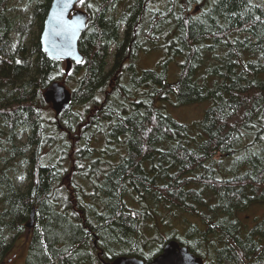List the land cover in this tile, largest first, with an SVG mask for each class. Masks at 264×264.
Returning <instances> with one entry per match:
<instances>
[{
    "label": "trees",
    "instance_id": "16d2710c",
    "mask_svg": "<svg viewBox=\"0 0 264 264\" xmlns=\"http://www.w3.org/2000/svg\"><path fill=\"white\" fill-rule=\"evenodd\" d=\"M12 1L0 0V263L33 211L25 264H147L163 245L142 228L161 209L198 219L167 241L204 264H264V217L240 218L264 204V0L77 3L89 18L67 73L39 42L51 0H24L30 39ZM155 49L162 60L141 69ZM55 81L71 100L51 118ZM171 99L210 106L188 125L166 113Z\"/></svg>",
    "mask_w": 264,
    "mask_h": 264
},
{
    "label": "water",
    "instance_id": "95a60500",
    "mask_svg": "<svg viewBox=\"0 0 264 264\" xmlns=\"http://www.w3.org/2000/svg\"><path fill=\"white\" fill-rule=\"evenodd\" d=\"M78 0H51L45 17L43 28L39 36L41 49L49 59L63 60L67 73L72 63L82 62V55L78 50V40L83 33L88 14L76 7ZM59 93V96L57 95ZM46 103L51 104L55 115L68 107L71 100L70 90L58 81L51 83L43 92ZM33 223V211L27 226ZM104 264H145L134 256H118ZM148 264H204L203 260L193 255L185 246L175 240H168L161 252Z\"/></svg>",
    "mask_w": 264,
    "mask_h": 264
},
{
    "label": "rangeland",
    "instance_id": "374dc122",
    "mask_svg": "<svg viewBox=\"0 0 264 264\" xmlns=\"http://www.w3.org/2000/svg\"><path fill=\"white\" fill-rule=\"evenodd\" d=\"M77 8H80L77 6ZM10 13L18 18L20 22L18 25L27 23L29 24V33L27 34L28 39L33 38L38 33V24L31 12V6L24 0H14L11 3ZM40 35V34H39ZM162 51L155 49L149 53H141L139 55V67L153 68L157 66V63L162 60ZM179 59L175 58L168 64V80L172 81L175 79L178 72ZM167 105L166 113L172 116L177 122L183 124H192L200 120L203 116L204 111L210 106V103L200 102L189 105H177L174 104V100ZM46 112L49 113L50 117L55 116V111L52 109L51 104L47 103L45 107ZM73 135L70 137L72 138ZM24 135L21 136V139ZM19 139V138H18ZM3 154V150L0 151V155ZM17 185L23 189L26 182L16 180ZM63 184H71L68 176L63 179ZM167 217V218H166ZM182 217L190 222H198L197 218L184 213L176 212L175 216H169V212L166 210H157V216L147 219V222L142 228V232L147 236L146 238L151 240V245L157 247L162 241V245L167 241V236L173 232L181 231L184 225L182 223ZM264 217V204H257L248 207L244 212L240 214V218L243 221L245 228H251ZM33 226H26L25 233L20 235L19 238L13 243L10 251L6 254L3 261L0 264H25V257L27 253V243L30 230Z\"/></svg>",
    "mask_w": 264,
    "mask_h": 264
},
{
    "label": "snow or ice",
    "instance_id": "6c2138e0",
    "mask_svg": "<svg viewBox=\"0 0 264 264\" xmlns=\"http://www.w3.org/2000/svg\"><path fill=\"white\" fill-rule=\"evenodd\" d=\"M78 3L81 5H85L86 4V0H78ZM88 7H91L90 4H87ZM17 63H21V61H17ZM57 95L59 96V93H57Z\"/></svg>",
    "mask_w": 264,
    "mask_h": 264
},
{
    "label": "flooded vegetation",
    "instance_id": "af4514ba",
    "mask_svg": "<svg viewBox=\"0 0 264 264\" xmlns=\"http://www.w3.org/2000/svg\"><path fill=\"white\" fill-rule=\"evenodd\" d=\"M161 250H162V249H161ZM156 256H157V255H156ZM154 257H155V256H154ZM154 257H153V258H154ZM153 258H152V259H153ZM152 259H151V260H152ZM147 264H148V263H147Z\"/></svg>",
    "mask_w": 264,
    "mask_h": 264
}]
</instances>
